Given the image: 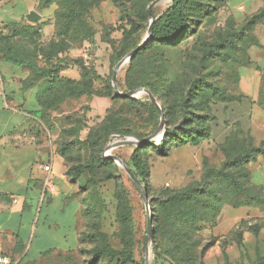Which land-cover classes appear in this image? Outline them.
Listing matches in <instances>:
<instances>
[{"label":"rangeland","instance_id":"374dc122","mask_svg":"<svg viewBox=\"0 0 264 264\" xmlns=\"http://www.w3.org/2000/svg\"><path fill=\"white\" fill-rule=\"evenodd\" d=\"M32 1L39 12L50 9L48 22L40 19L0 28V35L11 40L1 42L0 55H13L9 48L14 47L15 54L29 63L43 69L58 66L38 88L42 103L33 130L43 141L52 142L65 172L71 166H88L75 183L67 179L76 187L72 198L81 205L78 243L82 235L90 240L80 242L67 258L60 254L58 264H146L147 207L123 168L105 155L112 143L148 138L161 125V115L148 95L121 98L113 83L118 63L147 40L148 9L156 0H75L73 20L67 18L68 0ZM188 3L196 9L208 6L206 13H191L190 36L177 45L151 38L148 48L126 63L117 79L123 94L151 90L164 112L163 129L140 151L149 170L146 178L139 179L148 192L153 218L150 264H264V216L252 214L258 208L247 209L248 219L238 221L241 209L225 203L214 222L194 225L180 221L177 211L165 210V201L189 186L203 191L210 184L224 192V176L234 173L239 178L241 173L227 167L232 157L228 148L209 137L211 107L216 91L233 80L237 62L231 64L232 59L245 61V48L254 38L251 31H243L231 0ZM172 4L165 0L153 8L154 24ZM77 88L91 92L76 96ZM193 90L198 94L192 98ZM166 140L170 153L162 156L158 148ZM137 148L118 147L110 154L137 173L133 161ZM220 196L223 201L233 198L230 192ZM81 249H111L122 255L97 261Z\"/></svg>","mask_w":264,"mask_h":264},{"label":"crops","instance_id":"0c3cea01","mask_svg":"<svg viewBox=\"0 0 264 264\" xmlns=\"http://www.w3.org/2000/svg\"><path fill=\"white\" fill-rule=\"evenodd\" d=\"M22 1L0 0V28L30 22L34 12L48 22L50 9L39 12L32 0L22 8ZM231 5L242 23L264 8V0H231ZM253 33L259 45L249 49L250 64L238 66L228 84L233 99L213 109L211 136L218 145L238 136L264 146V20ZM30 76L29 70L0 60V254L19 264H58L60 254L67 258L79 244L81 205L72 198L76 187L65 175L63 159L33 130L42 82L27 84ZM249 167L252 182L264 190V157ZM240 209L238 221L248 219L251 208ZM252 214L264 216L260 209Z\"/></svg>","mask_w":264,"mask_h":264},{"label":"trees","instance_id":"16d2710c","mask_svg":"<svg viewBox=\"0 0 264 264\" xmlns=\"http://www.w3.org/2000/svg\"><path fill=\"white\" fill-rule=\"evenodd\" d=\"M75 0H68V13L67 18L70 20L74 19V15H76V8H75ZM50 5V4H49ZM49 5H46L44 8H48ZM196 11L197 15L202 13H206L208 11V6H202L201 9H196L193 5L188 3V0H176L170 6L168 11L166 12L165 16L161 20L160 23L154 24L153 34H152V41L157 42L163 45H177L179 42L183 41V39L190 36L189 30V20L191 17V13ZM264 20V8L261 9L259 12L248 16L244 22L241 23L243 25V31H251L249 34L252 33V37L254 38V43L249 45V47L245 48L244 53V60L242 62V58L238 57L232 59L231 64L237 62L236 66H241L243 64H250L247 63V53L251 46H258V42L254 36V29L255 27L260 24ZM69 29V26H68ZM3 31L0 29V32ZM249 36L245 38V41L248 40ZM5 41L8 42V37H4L0 35V54L3 51L1 47V42ZM150 42L143 48L137 56L132 60L134 61L139 54L144 52ZM9 51L14 52V47H10ZM6 54V53H5ZM0 55V60H3L13 66L21 67L29 70L31 72V76L29 82L27 84L33 85L35 83H39L45 80V77L52 75L58 66L52 67L50 69H43L36 64L29 63L25 59H23L20 55L17 54L13 55ZM131 61V62H132ZM235 66V70H236ZM234 71V70H233ZM235 74V73H234ZM234 78V77H233ZM231 82V81H230ZM229 82V83H230ZM228 83V84H229ZM226 84L225 86L219 88L216 91L218 93L213 99V103H215L211 107V114H212V123L215 121L214 116V106L220 102H228L233 99L232 95L229 92V86ZM136 87H132L134 89ZM151 91V90H150ZM91 90L86 88H77L74 90V94L76 96H80L82 94H88ZM152 92V91H151ZM153 94V93H152ZM197 90H193L190 96L193 98L197 96ZM154 95V94H153ZM41 92L38 94V103H42L40 100ZM155 97V96H154ZM33 116L37 119H40V112H34ZM210 125V135L211 137V126ZM119 134L122 133L120 130H116ZM189 132H187L188 134ZM201 135H205L203 132ZM140 139L143 137L139 136ZM169 140L163 141L158 148L159 154L162 156H167L170 153V148L168 146ZM151 144L139 146L134 154V164L137 169V173L133 171V173L139 178L147 177L149 174L148 165L143 160L140 151L150 146ZM224 148H228L227 151L229 154L232 155L231 160L228 162L227 167L230 169H241V173L239 174V178L234 176V173H228L230 176H224V181L227 182V190L222 192L213 185L209 184L210 189L207 187L206 190L199 191L196 190L193 186H189L188 188L176 193L175 195L169 197L167 201H165V210L170 212L175 210L179 213L180 221H185L186 223H190L192 225L196 224L198 221H206L207 223H212L215 220V216L218 215L220 208L223 204L228 203L232 205L235 209H240L243 207H250V208H258L261 211H264V190L262 187L255 185L251 179V171L249 168L250 163L257 161L259 156L264 157V146L256 147L254 146L249 140L239 138L238 136H232L229 138L224 144H222ZM100 161H103L99 158ZM126 163V162H125ZM127 164V163H126ZM128 165V164H127ZM129 166V165H128ZM130 167V166H129ZM226 167V168H227ZM88 169V166L78 165V166H71L65 172L66 177L71 181V183H75L81 174ZM140 180V179H139ZM141 181V180H140ZM230 192L231 196L233 197L231 200L223 201L220 195H227ZM120 196V192L118 193ZM124 205V200H121V205ZM125 217V215L123 214ZM220 217V216H219ZM125 219H127L125 217ZM219 219V218H218ZM126 221V220H125ZM90 240V237L87 235H82L81 243ZM79 242V243H80ZM81 253L83 254H90L93 260L101 261L104 256H109L115 259L122 254L113 251L111 249H107L105 251H88L81 249ZM122 264H126V262H122Z\"/></svg>","mask_w":264,"mask_h":264},{"label":"water","instance_id":"95a60500","mask_svg":"<svg viewBox=\"0 0 264 264\" xmlns=\"http://www.w3.org/2000/svg\"><path fill=\"white\" fill-rule=\"evenodd\" d=\"M165 1V0H156L154 1L151 6L148 9V13L149 16L151 18V22H150V26L148 29V36H147V40L138 48H136L135 50H133L130 54H128L126 57H124L116 66L115 71H114V76H113V83H114V90L117 94V96L121 97V98H128V99H134L137 98L143 94H146L149 96L151 103L155 106V108L157 109V111L159 112V114L161 115V125L159 130L152 136L148 137V138H133V137H129L127 138V140L125 141H119V142H114L112 143L107 150V155H105L106 158L114 160L115 162L118 163V165L123 168V170L126 172V174L131 178V180L133 181L134 185L136 186V188L139 190L144 203L147 207V255H146V264H150V251H151V247L153 245L154 242V230H153V218L149 209V195L148 192L145 188V186L142 184V182L139 180V178L133 173V171L130 169V167L121 159L115 156H112L110 153L113 149L118 148V147H124V146H144V145H148L151 144L152 140L159 135V133L161 132V130L164 127V112L162 107L158 104V102L156 101V98L154 97V95L152 94V92L149 89H145V88H139V89H135L132 90L130 92H127L125 94L121 93L118 87V83H117V79H118V73L121 70V68L128 62H130L131 60H133L137 54L146 47V45L149 43V41L152 38V34H153V28H154V23H155V18L153 16L152 10L153 8L160 2ZM171 1H176V0H171ZM30 20L37 22L40 20V16L39 14H37L36 12L32 13L30 16Z\"/></svg>","mask_w":264,"mask_h":264},{"label":"built area","instance_id":"2783aa9c","mask_svg":"<svg viewBox=\"0 0 264 264\" xmlns=\"http://www.w3.org/2000/svg\"><path fill=\"white\" fill-rule=\"evenodd\" d=\"M43 169L46 172H49L51 170L50 165H45L43 166ZM47 185L49 186V182L47 183ZM0 264H19L18 260H16L15 258H13L10 255L7 254H0Z\"/></svg>","mask_w":264,"mask_h":264}]
</instances>
